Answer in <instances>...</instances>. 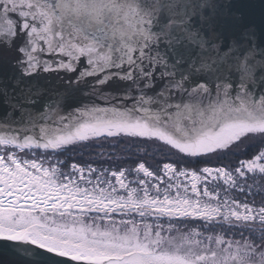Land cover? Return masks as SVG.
Listing matches in <instances>:
<instances>
[{
	"label": "snow or ice",
	"instance_id": "1",
	"mask_svg": "<svg viewBox=\"0 0 264 264\" xmlns=\"http://www.w3.org/2000/svg\"><path fill=\"white\" fill-rule=\"evenodd\" d=\"M0 264H264V0H0Z\"/></svg>",
	"mask_w": 264,
	"mask_h": 264
},
{
	"label": "rangeland",
	"instance_id": "2",
	"mask_svg": "<svg viewBox=\"0 0 264 264\" xmlns=\"http://www.w3.org/2000/svg\"><path fill=\"white\" fill-rule=\"evenodd\" d=\"M122 148H123V146L118 148V149H116V148H114L112 146H106V147H103V148L97 146V147H95L93 149H90L89 151L94 152V153H101V152H103V153H113V154L117 155V151L119 149H122ZM77 159H80V158L77 157ZM84 159L87 160L88 157L85 156ZM93 159H95V157H93ZM148 164L152 165L153 167L155 166V162L153 160H151V159H149ZM197 167H199V165H197Z\"/></svg>",
	"mask_w": 264,
	"mask_h": 264
},
{
	"label": "trees",
	"instance_id": "3",
	"mask_svg": "<svg viewBox=\"0 0 264 264\" xmlns=\"http://www.w3.org/2000/svg\"><path fill=\"white\" fill-rule=\"evenodd\" d=\"M122 147V146H121ZM116 149H118V148H116ZM123 150V148L122 149H119L118 151H117V155L119 156L120 155V152Z\"/></svg>",
	"mask_w": 264,
	"mask_h": 264
}]
</instances>
